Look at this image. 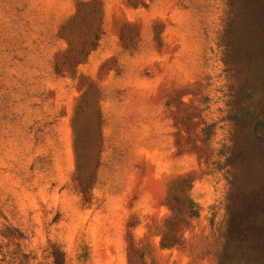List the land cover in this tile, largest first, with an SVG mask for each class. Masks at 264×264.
<instances>
[{"label": "rangeland", "instance_id": "obj_1", "mask_svg": "<svg viewBox=\"0 0 264 264\" xmlns=\"http://www.w3.org/2000/svg\"><path fill=\"white\" fill-rule=\"evenodd\" d=\"M0 264H264V0H0Z\"/></svg>", "mask_w": 264, "mask_h": 264}, {"label": "trees", "instance_id": "obj_2", "mask_svg": "<svg viewBox=\"0 0 264 264\" xmlns=\"http://www.w3.org/2000/svg\"><path fill=\"white\" fill-rule=\"evenodd\" d=\"M79 3H80L81 5H83L85 2H81V1H79ZM95 37L98 38V34H96ZM86 53H87V51H85V52L83 53V55H86ZM160 246H161V247H169L168 244H165L164 242H161V243H160Z\"/></svg>", "mask_w": 264, "mask_h": 264}]
</instances>
